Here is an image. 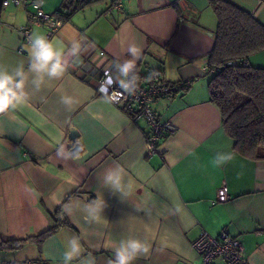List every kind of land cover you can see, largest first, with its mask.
<instances>
[{"label": "crops", "instance_id": "obj_1", "mask_svg": "<svg viewBox=\"0 0 264 264\" xmlns=\"http://www.w3.org/2000/svg\"><path fill=\"white\" fill-rule=\"evenodd\" d=\"M63 1L42 0V7L55 13ZM229 1L264 23V0ZM109 4L89 1L47 37L65 48L79 41V56L38 91L29 74L27 103L0 114V238L35 236L60 209L67 223L40 243L27 240L17 249L27 250L22 259L63 264L66 240L75 236L82 250L71 264H109L120 240L137 237L151 248L133 264H202L192 242L203 231L216 236L226 229L242 243L249 264H264V160L234 148L209 101L208 52L217 18L208 0H123L122 11L107 12ZM30 9L10 3L0 12V66L9 72L23 64L27 73L29 42L17 29ZM47 30L46 24L35 26L32 35L46 37ZM132 45L140 49L135 62L141 86L153 75L171 83L191 80L186 89L153 101L158 119L176 130L164 134L150 155L147 120L133 119L78 77L82 52L92 51V62L104 67L134 59ZM248 60L264 67V50ZM65 96L71 105L61 103ZM71 130L78 133L74 140ZM76 143L81 151L73 154ZM217 152L233 159L216 167ZM117 167L121 192L103 179ZM223 184L230 199L216 201Z\"/></svg>", "mask_w": 264, "mask_h": 264}, {"label": "trees", "instance_id": "obj_2", "mask_svg": "<svg viewBox=\"0 0 264 264\" xmlns=\"http://www.w3.org/2000/svg\"><path fill=\"white\" fill-rule=\"evenodd\" d=\"M89 1L64 0L57 13L66 20ZM208 3L217 18L213 46L208 52L209 101L218 108L222 128L232 137L234 148L247 157L264 160V67L248 60L251 54L264 50V23L232 1L208 0ZM64 8H70V12L65 13ZM78 77L93 85L86 75L80 73ZM159 80L168 86L177 85L180 90L191 84L190 79L173 83L160 77ZM50 217L53 224L35 236L0 238V249H18L31 238L40 243L67 223L60 209L50 213Z\"/></svg>", "mask_w": 264, "mask_h": 264}, {"label": "built area", "instance_id": "obj_3", "mask_svg": "<svg viewBox=\"0 0 264 264\" xmlns=\"http://www.w3.org/2000/svg\"><path fill=\"white\" fill-rule=\"evenodd\" d=\"M10 3L13 5H31V9L26 12V23L17 29L21 41L29 42V38L32 36V28L43 24L48 27L46 37H50L58 31L64 21L59 13L46 12L42 7V0H2V6ZM122 8L123 0H110L107 12L122 11ZM63 11L68 13L70 8H64ZM92 53V51L82 52V60L78 65V70L93 83L97 94L116 105H120L125 112L131 113L133 119L143 117L147 120L150 133L145 138L146 154L150 155L156 152L163 134L174 133L176 126L170 121H160L152 109V103L157 98L180 91V88L177 85L168 86L162 83L157 75H153L149 85L141 86L137 83L135 93L128 94L120 86L115 65L104 67L95 65L91 60ZM229 199L230 195L225 184H223L217 191L216 201L224 202ZM192 247L200 257L202 264H213L217 258L222 259L225 264H249L244 255L242 243L226 229L220 231L216 236L203 231L192 242ZM0 264H37V262L33 259H11L0 260Z\"/></svg>", "mask_w": 264, "mask_h": 264}, {"label": "clouds", "instance_id": "obj_4", "mask_svg": "<svg viewBox=\"0 0 264 264\" xmlns=\"http://www.w3.org/2000/svg\"><path fill=\"white\" fill-rule=\"evenodd\" d=\"M81 51L79 41L72 42L70 47L65 48L62 42H53L44 35L34 33L29 38L30 62L27 73L23 64L18 65L9 72L0 66V114L7 113L10 109L26 104L28 92L26 86L31 74V84L38 91L45 79L54 80L64 75L70 60L77 58ZM129 54L134 58L115 65L117 78L120 86L128 94H134L137 89L136 59H139L140 49L132 45L128 48ZM71 97H61V103L72 104ZM233 159L230 152H217L212 163L216 167L223 166ZM122 170L110 169L104 175V184L117 192L122 191ZM101 208L99 211L102 212ZM151 245L137 237H128L119 241L114 248V259L109 264H133L142 256L150 253ZM66 251L63 254V264H71V261L81 253L80 239L70 236L66 240Z\"/></svg>", "mask_w": 264, "mask_h": 264}, {"label": "rangeland", "instance_id": "obj_5", "mask_svg": "<svg viewBox=\"0 0 264 264\" xmlns=\"http://www.w3.org/2000/svg\"><path fill=\"white\" fill-rule=\"evenodd\" d=\"M27 250L23 249H0V260L26 258Z\"/></svg>", "mask_w": 264, "mask_h": 264}, {"label": "water", "instance_id": "obj_6", "mask_svg": "<svg viewBox=\"0 0 264 264\" xmlns=\"http://www.w3.org/2000/svg\"><path fill=\"white\" fill-rule=\"evenodd\" d=\"M77 136H78V133L75 130L70 131V138L72 140L76 139ZM80 151H81V145L79 143H76L71 149V153H73V154H76Z\"/></svg>", "mask_w": 264, "mask_h": 264}]
</instances>
